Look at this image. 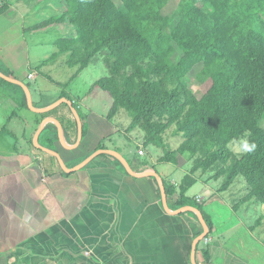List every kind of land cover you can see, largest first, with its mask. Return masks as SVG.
I'll return each mask as SVG.
<instances>
[{
    "label": "crops",
    "instance_id": "1",
    "mask_svg": "<svg viewBox=\"0 0 264 264\" xmlns=\"http://www.w3.org/2000/svg\"><path fill=\"white\" fill-rule=\"evenodd\" d=\"M58 3L57 0H0V7L9 6L0 15V62L14 77L26 83L30 80L33 101L38 106L51 105L65 97L62 92L66 90L84 117L87 133H94L96 125L100 126L101 139L86 155L73 153L76 148H69L60 140L57 151L67 166L74 168L97 150L106 148L121 152L136 172L157 170L163 178L179 184L183 178L179 179L172 171L164 174L158 168L159 164H167L159 161L164 151L154 146L144 148L143 132L138 128L129 129L130 116H124V143L111 138L104 120L112 124L117 114L95 122L88 101L70 88L79 77L72 79L73 74L67 81L69 85L64 87L60 84L67 82L45 72L47 64L37 68L56 51L37 65L31 62L25 49L28 34L52 35L55 38L51 42L56 46L64 27L68 29L67 25L56 24L33 30L36 24L59 13L62 6ZM40 77L59 91L57 97L47 100L43 97L47 88L38 82ZM96 90L90 88L89 94ZM6 93L0 90L1 104L17 108V103ZM61 105L47 117L62 122L67 142L74 145L78 124L74 125L72 109ZM17 110L8 119L12 129L5 125L7 130L3 126L1 133L9 135L15 143L5 146L0 136V264H193V244L203 232L202 224L187 212L177 214L175 206L170 204L173 212H168L153 176H133L107 153L98 154L78 170L66 171L58 159L33 142L38 129L35 114L29 118L23 115L26 109L19 110L18 115ZM108 137L111 146L103 140ZM101 144L104 146L99 147ZM133 144L139 146L136 151L132 149ZM142 149L143 155L139 153ZM145 162L149 164L147 167ZM205 175L198 176L195 185L200 182L199 188L194 185L187 192L191 198H203L215 225L209 235L212 240L206 243L203 239L197 244V263L264 264V219L260 222L264 204H257L256 212L250 213L242 205L255 199L239 198L233 190L237 181L228 190L221 191V180ZM177 198L174 195L173 202Z\"/></svg>",
    "mask_w": 264,
    "mask_h": 264
},
{
    "label": "trees",
    "instance_id": "2",
    "mask_svg": "<svg viewBox=\"0 0 264 264\" xmlns=\"http://www.w3.org/2000/svg\"><path fill=\"white\" fill-rule=\"evenodd\" d=\"M169 2L121 0L118 5L114 0H62L59 13L33 30L61 24L76 35L59 37L56 52L37 68L66 55L68 66L77 68L74 79L102 59L109 73L91 91L101 89L113 99L111 118L122 109L129 114V129L143 132L144 148L164 151L161 163L177 165L179 155L186 153L193 157L191 169L179 184L164 178L169 204L176 209L186 205L199 208L211 235L215 225L204 202L187 195L198 181V172L221 180V191L243 177L250 190L248 198L264 204V0H185L178 10L166 13ZM8 7L2 5L0 15ZM198 64L203 65L198 78L212 80L201 97L188 82ZM0 70L14 76L1 62ZM0 90L9 91L6 96L17 103V115L19 110L30 109L19 84L0 76ZM62 95L72 98L66 90ZM61 106L71 110L67 103ZM56 109L35 112L36 128ZM169 131L183 137L176 149L167 141ZM86 133L84 123L83 136ZM246 136L247 150L239 156L230 144ZM40 143L57 150L56 124H47ZM174 195L178 196L175 202ZM186 214L199 221L195 212Z\"/></svg>",
    "mask_w": 264,
    "mask_h": 264
},
{
    "label": "rangeland",
    "instance_id": "3",
    "mask_svg": "<svg viewBox=\"0 0 264 264\" xmlns=\"http://www.w3.org/2000/svg\"><path fill=\"white\" fill-rule=\"evenodd\" d=\"M25 1H35V0H25ZM59 3L58 5L62 6V0H57ZM118 5L121 4V0H114ZM185 3V0H170L169 4L167 5L165 12L170 13L172 10H178L182 4ZM32 21V20H30ZM65 26V25H64ZM60 35V34H59ZM62 35L66 37H74L76 35V32L73 29H70L68 27L63 29ZM62 35H60L62 37ZM53 38H55L52 35H48L45 33H39L38 35H27V42L28 46L25 47L27 53L30 54V60L34 65H37L40 61L50 57L54 51H56V46L53 45L51 41H53ZM26 53V55H27ZM48 67L45 68V72L49 75H52L57 80H62L63 82H67L73 74L76 73L77 68H73L68 66L67 64V56L62 55L56 60H53L49 62ZM203 67L202 64H198L194 67V69L191 71V73L188 75V82L191 86V88L195 91V93L201 97L204 93L207 92V90L212 85L211 79H205L202 80L198 78L197 73L201 70ZM109 73L108 68L104 64L103 60L100 59L97 62V65H91L88 68H86L80 76L76 77L74 82L71 83L70 88L74 90V93L77 94L78 97H81L82 99H85L88 101L89 106L92 107L94 121L98 122L99 120H104V116H108L110 114L112 105H113V99L104 91L101 89H97L93 94H89L90 88L94 85L95 81L100 79L101 77L107 75ZM27 82H30V80H27ZM38 82H42L43 85L47 88L46 94L43 95V97L47 100L51 97H57V94L59 91L55 87H51V85L43 80L42 77L38 79ZM34 87V86H33ZM88 94L90 95L89 98ZM34 99L35 101L38 100V97L34 93ZM17 108L14 105H2L0 102V136L2 139V143L6 146L10 144H14L15 140H13L9 135H2V128L3 126L7 125L10 129H12V126L8 124V119L12 115L13 111H16ZM20 112V111H18ZM23 112V111H21ZM35 114L30 109H26L23 112V115L26 117H31V115ZM129 117V114L126 111L120 110L117 113V116H115L114 121L112 124H108L109 121H105L106 127L111 133L112 137L119 141H125L124 134H122V131L124 132L123 125L125 124V118L124 116ZM264 125V121L262 122ZM96 131L92 134H86L85 137H83L81 144L78 148H76V151L74 152H81L83 155L88 154V152L92 149H94L98 141L101 139L100 134V126L96 125ZM105 144L108 146L112 145V142L110 140V137L107 139H103ZM183 137L182 136H176L172 134L171 131L167 134V141L171 145L173 149H176L180 143L182 142ZM247 143H248V137H242L238 140L233 141L230 146L231 149L239 156H241L244 152L247 150ZM139 146L137 144H133L132 149L134 151L137 150ZM121 149H123L121 147ZM65 154L70 155L71 153L68 151H63ZM66 155V159H68V156ZM130 157V156H129ZM179 163L178 165H174L173 163H167V164H159L158 168L159 170L166 174L168 171L175 172L177 177L183 178L191 169L194 159L191 157L189 153L179 155ZM142 158V156H141ZM201 172H198L196 175L199 176ZM210 177L211 175H205V177ZM211 178V177H210ZM221 183V182H220ZM195 185V184H194ZM193 185V186H194ZM201 186V183L199 182L197 185H195V188H199ZM233 190L236 191L237 194H239V198H248L250 197V190L247 186L246 180L241 177L237 183H235V186L233 187ZM236 195V194H235ZM199 201H202V197L199 196ZM197 199V198H196ZM258 204L260 206V203H257L256 200H253L251 203L250 200L245 202L242 205V208H245L250 213H255L256 209L255 206ZM255 208V210H254ZM260 227V226H259ZM262 228V227H261Z\"/></svg>",
    "mask_w": 264,
    "mask_h": 264
},
{
    "label": "water",
    "instance_id": "4",
    "mask_svg": "<svg viewBox=\"0 0 264 264\" xmlns=\"http://www.w3.org/2000/svg\"><path fill=\"white\" fill-rule=\"evenodd\" d=\"M0 76L4 79L10 81V82L19 84L20 86H22L24 88V90L27 94L28 106L34 112L46 113V112H49V111L57 108L62 103H67L71 107L72 112H73V114L77 120V124H78V139L74 145H70L67 142L66 137H65L64 126H63L62 122L55 117L45 118L42 121V123L40 124V126L38 127V129L35 133V136L33 138V142L35 143L37 148L57 157L61 166L66 171H73V170H78V169L82 168L83 166L87 165L98 154H101V153L110 154L122 162V164L124 165V167L126 168V170L129 174H131L133 176H153V177H155L157 180V183L159 185L160 191H161L162 202H163L164 208L168 212H173L171 210L170 205H169V199H168L165 181H164V178L161 176V174L157 170H150V171H146V172H142V173L136 172L133 169L129 160L121 152H119L117 150L101 148V149L97 150L96 152H94L93 154H91L90 156H88L87 158H85L82 162H80L74 168H69L59 151L52 149V148H49V147H46V146H43L40 143V135H41L42 131L44 130V128L47 126V124L54 123L58 127L59 137H60V140L62 141V143L69 148H77L83 139L84 125H83L82 116L80 115L78 108L74 105V101L65 96V97H62L59 100L55 101L54 103H52L49 106L37 107L33 101L31 88L25 81L18 79L14 76L7 75L1 70H0ZM189 211L195 212L197 214L199 222L202 224V227H203V232L194 240V244H193L192 262H193V264H198L196 261V257H195L197 244L200 241H202L203 239H205L210 234L211 229H210V226L205 219L203 212L199 208H197L196 206H192V205L182 206V207L176 209L174 212H176L177 214H180V213H185V212H189Z\"/></svg>",
    "mask_w": 264,
    "mask_h": 264
},
{
    "label": "built area",
    "instance_id": "5",
    "mask_svg": "<svg viewBox=\"0 0 264 264\" xmlns=\"http://www.w3.org/2000/svg\"><path fill=\"white\" fill-rule=\"evenodd\" d=\"M30 76L32 77L33 74H31ZM139 153H140L141 155H143V154H144V150H143V149L140 150ZM197 199L199 200L200 198L197 197ZM204 240H205L206 243H209V242L212 240V238H211L210 236H207Z\"/></svg>",
    "mask_w": 264,
    "mask_h": 264
}]
</instances>
